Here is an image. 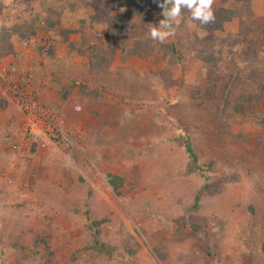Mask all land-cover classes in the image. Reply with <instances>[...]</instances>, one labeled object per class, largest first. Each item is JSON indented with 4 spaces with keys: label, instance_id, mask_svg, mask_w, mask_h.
I'll list each match as a JSON object with an SVG mask.
<instances>
[{
    "label": "rangeland",
    "instance_id": "rangeland-1",
    "mask_svg": "<svg viewBox=\"0 0 264 264\" xmlns=\"http://www.w3.org/2000/svg\"><path fill=\"white\" fill-rule=\"evenodd\" d=\"M72 1L65 0L64 8ZM136 1L152 13L137 28L133 27V7L139 3L132 0L122 6L113 0H89L74 8L94 13L84 23V34L89 35L91 19L96 16L94 31L100 30V39L95 43L103 40V50L113 59L108 70L94 76L85 72L86 59L73 58L70 53L76 70L69 77L83 82L85 76L84 82L92 88L116 85L121 106L112 112L98 96L77 93L78 86L68 87L72 91L65 98L68 90L62 91V86L55 84L58 72L50 78L54 82L51 95H47L46 103L42 101L38 88L44 87L35 78L45 67L40 51L49 54L51 49L46 45L38 48L41 36L47 34L41 26L32 36L27 31L31 27L29 17L48 7L56 13L62 9L57 0H5L6 8L0 12V35H10L12 44L0 54V73L33 93L54 126L68 134L71 141H58L28 126L0 85V97H7L6 104L0 106V246L7 250L0 264H16L10 244L19 239L16 236L30 239L45 233L56 251L51 264H70L72 252L92 243L86 226L95 219L102 222L101 242L117 246L113 260L82 252L74 264H231L235 256L238 264H264V0H249L250 13L243 7L239 14L237 8V17L227 23V35L223 36L235 37L237 44L216 46L215 50L207 44L202 54L212 56L215 65L203 63L200 53L202 60L185 55L171 69L163 64L164 55L159 52L148 58L124 52L139 39H151L150 29L162 20L161 16L153 18L154 0ZM213 2L231 10L239 5L235 0ZM50 15L51 19L55 17ZM112 20L129 23L123 36L109 37L106 22ZM177 21L173 22L174 29L180 17ZM62 22L52 26L59 45L64 43L57 29H67ZM13 23L27 34L24 43L11 29ZM195 28L188 26V32H195L197 37L205 35V31ZM186 33L174 31L164 44L175 42L184 47L178 49L179 54H186L190 39ZM68 38L65 43L76 45L80 39L75 33ZM230 50L238 53L237 62L226 60ZM9 55L14 63L7 61ZM23 55L32 59L31 65L23 62ZM242 59H251L252 67L258 70L250 74L245 65L238 63ZM45 70L53 71L50 67ZM229 72L240 74L242 79H229ZM152 76L158 83L155 93L150 91ZM227 79L233 86L232 94L225 98L222 85ZM190 89L203 91L211 99L198 97L193 101L186 94ZM101 95L110 94L102 90ZM151 95L163 99L160 106L166 110L169 125L149 113L134 114L133 118L129 115L127 125L115 126L119 119L113 117L141 110L140 99ZM198 103L206 111L196 107ZM207 106L210 112L215 106H223L221 118L215 119ZM104 109L110 112V118H103ZM184 138L192 142L196 163L185 151ZM108 174L122 177L124 186L117 192L107 184ZM197 196L204 208L199 213H186L184 209L188 210ZM191 222H200L204 230L190 236ZM132 248L137 249L133 260L120 263L118 257Z\"/></svg>",
    "mask_w": 264,
    "mask_h": 264
},
{
    "label": "trees",
    "instance_id": "trees-1",
    "mask_svg": "<svg viewBox=\"0 0 264 264\" xmlns=\"http://www.w3.org/2000/svg\"><path fill=\"white\" fill-rule=\"evenodd\" d=\"M69 1V0H67ZM133 2H138L139 5H134L133 7V14H134V23H133V27H138L139 25H142L141 22L144 24L147 22V19L151 16V11L149 9L146 8V6H143L144 4H142L139 1L136 0H132ZM153 1V0H152ZM221 3L225 2V0H220ZM239 3V5L235 8H233V10L228 9L223 7L221 4L218 5L216 2L212 3V10L214 13V21L209 23V24H201L200 21L198 20H193L191 18V13L185 9L182 8L181 9V16H180V21L179 24L175 27V31H179V32H187L186 36H188L189 39V44L187 46V53L186 54H179L178 49L180 48H184L180 46H176L175 42L172 43H168V44H164V43H159L158 41H153L152 39L149 40H137L135 42V45L131 48V49H124L125 51H130V54L132 55H138L141 58H148L151 57V55H153V53L159 52L162 55H164V59H163V64L168 65L171 69V67L179 64L180 59L182 56L185 55H195L198 56V54H202V51H204V48L207 47L208 44V48L214 49L216 48V46H222L223 47L227 44H237V39H235V37H232L231 35L228 37H225L223 35H227L225 32V27L227 25V23H229L233 17H237L238 15V10L239 9V14L240 11L243 9V7L247 8V11L250 13V9H249V0H235ZM245 4H244V2ZM58 5L61 7V11L57 10L58 12L56 13V9L53 8H46L43 9L41 12H36L34 13L33 16H30V25L31 27H29L30 29H28L27 31H30L32 33V36H34L37 32V28L38 27H43L44 31L46 32V34L49 36V39L51 42H55L58 43V39L56 37V35L54 34V31H56L53 26V24H59L60 20L64 22V27L67 28L65 30H62V28L60 30L57 29V31L59 32V36L62 37V43H64L63 45H67V49L65 50L67 55L71 53V57L73 58H81V60L86 59L85 61L87 62V69H85V72H87L88 75L90 74H94L95 75H99V73H103L106 70H108V68L110 67L111 63H112V59L108 56V53L103 50V40H101L100 44L99 43H95L96 40L100 39V35H99V31L97 30V32L94 31V27L96 25V23L98 22V19L96 16H94V19H91V25H90V31H89V35H85L84 34V23L85 21L88 20V17L93 15L91 13H88L85 11V13H81L78 12L75 8V5L77 3H81L82 5H86V3L89 2V0H73L72 3H69V7L67 4V8H64V2L65 0H57ZM113 2H117L119 5H123L125 2H130V0H113ZM154 5L153 7H155V15L153 18H158V17H162V19H164L165 17L163 16V9L159 6V0H154L153 1ZM237 3V4H238ZM243 4V5H242ZM6 8V4H5V0H3L0 4V12H3V10ZM244 8V9H245ZM3 9V10H2ZM243 9V10H244ZM35 11V10H34ZM63 11H65L63 13ZM84 11V10H83ZM46 13V14H45ZM50 14H55V17L51 19V15ZM1 15V14H0ZM77 17V18H76ZM39 19H41V21H39ZM62 22V23H63ZM34 24V25H33ZM94 24V25H93ZM129 23L126 20H122L121 22H117L116 20H112V21H107L106 22V26L107 29L109 28L110 32H109V37L111 39L113 38H119L121 36H123V34L125 33V31H127L129 29ZM188 26H195L196 28H198V30H202L205 31V35H201L200 37H197L195 32H188ZM11 29L13 30V32L18 33L19 36H21L22 43H24V41L26 38V35L24 33H22V26H19L18 24L13 23L11 26ZM195 28V29H196ZM61 33V35H60ZM76 34L80 39L79 41H77V45L76 43H65L66 40H68V36L69 34ZM13 36V35H12ZM17 36V35H16ZM18 36V37H19ZM10 35H0V54L5 53L4 51H6L12 44L11 38L9 40ZM108 37L109 40H111ZM20 38V37H19ZM28 39V37H27ZM55 40V41H54ZM92 41H94V43H92ZM110 42V41H109ZM70 44V45H69ZM39 49H40V41H39ZM184 46V45H182ZM51 49V48H50ZM70 49V51H69ZM200 50V51H199ZM220 50V48L218 49ZM69 52V53H68ZM106 52V53H105ZM48 53V51H47ZM230 54L231 56L228 54L227 57V61H238L239 60V55L237 52L231 51L230 50ZM49 55H53V50L51 49V52L49 53ZM199 59H201V55L198 56ZM203 57V63L204 61L206 62L205 64H211V65H215V60L212 56H207L205 54H202ZM198 59V60H199ZM202 60V59H201ZM200 60V61H201ZM251 59H242L241 62H238L242 65H245L244 67H246L247 69H249L248 72H250V74H254L256 72V70H258L257 68H253L252 66L253 63H251L250 61ZM89 64L90 65H96L98 67H93L91 66V69L89 68ZM100 64H104V65H100ZM239 64V65H240ZM166 67V66H165ZM86 68V66H85ZM166 69H169L166 67ZM164 69V70H166ZM256 69V70H255ZM162 70V71H164ZM226 75L227 72L224 70L223 71ZM237 72L240 73V69L237 70ZM231 75L232 73L229 72ZM9 74V73H8ZM228 75L229 77L232 78H239L242 79L236 72L235 74H233L232 76ZM158 77V76H157ZM91 78V77H90ZM11 78L8 77L7 74L1 75L0 74V82L1 81H8ZM152 79H154V76H152ZM230 79V78H229ZM229 79H227V82L225 84L222 85V95L224 94V97L227 98V95H229V93L232 94V91H230V89L233 86V82L231 83L229 81ZM248 79L255 83V78H253L252 75L248 76ZM85 80V76L83 78V82H78L74 79H69L67 80V82L62 83L61 81L60 86H62V91H65L64 93V97L66 98L68 96V94L71 93V88H77V86L79 87V90H77V93L84 95V97H94V96H98L99 98L102 96V90H107L109 92V94L111 95V97L116 98L117 100H119V98L116 96L117 93V88L112 87L110 85H102L100 88H92L90 85L88 86V84H86V82H84ZM161 80V77L160 79ZM58 81V80H57ZM147 81L149 82V80L147 79ZM155 79L153 80V87H150V91H152L153 93H155L156 91V85H158V83L156 82L155 84ZM68 84V85H67ZM212 84L214 85L213 88H216V85L214 84V82H212ZM0 85H2L1 87V91L4 90V86L2 84V82L0 83ZM68 89V87H70ZM263 86L260 85L259 87L261 88ZM99 87V85L97 86ZM211 87V86H210ZM210 87H208V90L210 89ZM212 88V89H213ZM80 89H85L84 90V94L80 93ZM225 90V91H224ZM262 90V88H261ZM212 91V90H211ZM264 91V89L262 90ZM211 93V92H210ZM152 94V93H151ZM187 96L195 101L197 100V98L199 97L200 100L204 97H207L208 99H211V95H206L205 92L200 91L198 89L192 90L190 89L188 91V93H186ZM240 97V96H239ZM238 97V98H239ZM244 97V96H243ZM242 97V98H243ZM125 98V97H124ZM123 98V99H124ZM237 98V100H238ZM245 98V97H244ZM6 96L0 97V106H4L6 104ZM125 100V99H124ZM245 101V99H244ZM163 99L161 97H157L156 95H151V97H144L142 99H140L139 105L142 107L141 110L136 111V112H127L125 115L122 116V118L119 120V125H122L123 123H128L129 122V115H131L133 117H135L134 114H137L138 116L141 115H148L149 113H151L153 115V118H157V120H161V123H163L165 126L169 125V121L166 119L165 116V112L166 110H164L160 105L162 104ZM199 102V100H198ZM245 104L243 103V106ZM249 106V104H247ZM202 106V105H201ZM200 104L198 103L196 105V107L204 110L205 108L201 107ZM207 108L209 109L210 112V106ZM220 107L215 106L213 111L210 112L211 115L212 113L214 114L213 117L219 118L220 116H222L223 114V106L219 109ZM212 110V109H211ZM208 112V111H207ZM244 112V111H242ZM209 113V114H210ZM221 118V117H220ZM180 120V119H179ZM127 125V124H125ZM137 136H134V138ZM184 142V148L186 153L189 155V157L192 159V161L194 163H196L197 157L194 153V147L192 145V142L189 141L188 139L184 138L183 140ZM107 184L109 186H111L113 188V190L115 192H117L116 190H119V188L122 187L123 185V179L121 176L118 175H112V174H108L107 176ZM124 186V185H123ZM120 193V192H118ZM203 202H201V200L199 199V196L195 197L194 201L191 203V206H188V210L187 208L184 209V211L186 213H190V212H197L199 213L203 208L204 205L202 204ZM101 221L100 220H94L91 223H88L86 228L90 231L91 233V237H92V243L84 248L81 249H77L74 252L71 253L70 257H69V262L70 264H74V262L77 259H80L82 252H87L89 253V255L95 254L94 257H101L104 258L107 261H112L113 258V254L117 249V246L112 245V244H105L103 242H101L100 240V235H101ZM200 222H191V227H192V231L189 232L190 236H197L198 233L200 232V230H204V228L202 226H199ZM19 239H13L11 241V246L14 250V262L16 264H51L54 259V253H56V251L52 248V244H49L51 242H48V234H40V235H33L30 237L33 238H20L19 236H16ZM2 239V235L0 234V243ZM21 239V241H19ZM264 239V238H263ZM262 245L264 246V241L262 240ZM137 249H129L126 252L125 256H119L118 257V261L120 263H129V261H132L133 257L136 256V251ZM7 252V250L4 249V247L1 248L0 246V260L2 259L3 255ZM239 263V258L237 256H235V260L233 259V262L231 264H238ZM131 264H133V262H131ZM256 264V263H254Z\"/></svg>",
    "mask_w": 264,
    "mask_h": 264
},
{
    "label": "crops",
    "instance_id": "crops-1",
    "mask_svg": "<svg viewBox=\"0 0 264 264\" xmlns=\"http://www.w3.org/2000/svg\"><path fill=\"white\" fill-rule=\"evenodd\" d=\"M40 45L41 46L46 45V47L48 49L51 48L53 50L52 56L49 55L48 53H46L44 50L40 51L41 56L40 55L39 56H40V58L42 57L45 60L42 63L45 67L42 68L38 73H36V75L38 74V76H36L37 78H35V80H37L36 83L39 84V82H40V84L43 85V87H44V89H42V90H41V88H38V89H40V96L42 97V101L44 103H46L47 102V95L49 97L51 95V90H53V88H54V82H52L50 80V78H52L54 76V75L52 76L53 72H58L57 73V75L59 76V78L57 79L58 82L61 81L62 83H65V82H67V80L70 79L69 75H71V77H72L73 71L76 70V65H74L75 62L73 61V59L69 58L67 53L65 54V50L67 49V45H59V43L51 42L49 40L48 35H42L41 36ZM43 52H45V53H43ZM8 57H9L8 59H10V60L7 59V61L14 63L13 62L14 60L11 59L12 57H10V55ZM24 60L26 61L27 65L32 64V59L29 58L28 55H23V62H24ZM27 61H29V63ZM5 62H6V60H5ZM49 67L53 70L50 73H48L45 70L46 68H49ZM1 71H3V70H1ZM1 75H3V74H1ZM25 79L26 78H24L23 81H25ZM27 80H29V79H26V81ZM58 82L55 84H60ZM49 87L51 88L50 90H49ZM114 87L116 88V85H114ZM117 92H118V90H117ZM118 95L119 94L116 93V96L119 98ZM99 99H101V103L103 101L105 104H107V107H111L112 112L116 111L115 109H118L121 106L120 98H119V100H117L116 98L111 97V95H107V97L102 96ZM111 110H109V111H111ZM102 115H104L103 116L104 119L107 118L106 116H109L108 118H110V112H108L107 109L102 110ZM113 118L119 119V120L121 119L118 117H116V118L113 117ZM119 120L115 122V126L119 125ZM182 120L184 121V119H182ZM100 135H102V134H100Z\"/></svg>",
    "mask_w": 264,
    "mask_h": 264
},
{
    "label": "clouds",
    "instance_id": "clouds-1",
    "mask_svg": "<svg viewBox=\"0 0 264 264\" xmlns=\"http://www.w3.org/2000/svg\"><path fill=\"white\" fill-rule=\"evenodd\" d=\"M159 6L163 9L162 14L165 18L160 21L158 27L153 26L149 31L151 39L159 43H164L174 34L173 22H178L177 18L181 16L182 8L187 9L191 13V18L200 21L201 24H209L215 19L212 0H159Z\"/></svg>",
    "mask_w": 264,
    "mask_h": 264
},
{
    "label": "built area",
    "instance_id": "built-area-1",
    "mask_svg": "<svg viewBox=\"0 0 264 264\" xmlns=\"http://www.w3.org/2000/svg\"><path fill=\"white\" fill-rule=\"evenodd\" d=\"M1 82L4 86V91L12 97L14 103L23 113L28 122V126L31 124L35 128L43 131L46 136L53 135L58 141L59 139L71 141L68 134L61 129H57V126H54L48 111L39 105L37 100H35V95L33 93L21 88L22 84H16L11 80ZM39 146L43 147L44 144L39 143Z\"/></svg>",
    "mask_w": 264,
    "mask_h": 264
}]
</instances>
